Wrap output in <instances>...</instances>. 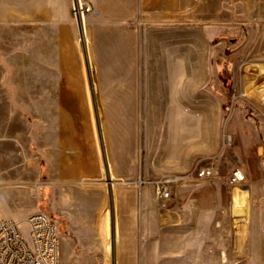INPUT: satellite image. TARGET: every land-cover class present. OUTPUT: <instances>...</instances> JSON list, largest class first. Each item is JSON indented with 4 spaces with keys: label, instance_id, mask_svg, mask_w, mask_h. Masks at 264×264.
<instances>
[{
    "label": "rangeland",
    "instance_id": "obj_1",
    "mask_svg": "<svg viewBox=\"0 0 264 264\" xmlns=\"http://www.w3.org/2000/svg\"><path fill=\"white\" fill-rule=\"evenodd\" d=\"M66 1L71 11V0H46L57 12ZM151 1L138 24L135 172L118 182L107 167L99 183L80 184L97 225L107 219V234L89 240L78 232L84 207L59 198L43 162L59 117L57 23L40 14L44 0H0V212L51 216L70 264H264V0ZM92 11L84 40L71 22L102 131ZM206 165L212 178L191 177L159 201L153 181ZM233 169L246 175L236 187Z\"/></svg>",
    "mask_w": 264,
    "mask_h": 264
},
{
    "label": "crops",
    "instance_id": "obj_2",
    "mask_svg": "<svg viewBox=\"0 0 264 264\" xmlns=\"http://www.w3.org/2000/svg\"><path fill=\"white\" fill-rule=\"evenodd\" d=\"M86 1L93 8L94 80L102 131L93 114L91 81L73 38V22L67 1L59 12L53 10L52 4L46 0L39 6L40 14L58 26L59 117L53 125L50 143L47 141L43 147L44 168L49 172L50 183L54 190H58L59 198L65 203L73 204L74 201L83 207L87 204L88 190L80 184L99 183L107 167L118 182L128 179L135 172L142 109L138 24H143L144 15L152 2ZM96 214L85 207L80 210L81 227L78 232L82 239L93 240L99 232L101 236L107 234V219L101 218L97 225ZM0 216L23 222L30 215L0 212ZM63 240L62 264H70L65 255L62 258L67 244ZM80 245L83 254L95 251L90 242L81 241Z\"/></svg>",
    "mask_w": 264,
    "mask_h": 264
},
{
    "label": "built area",
    "instance_id": "obj_3",
    "mask_svg": "<svg viewBox=\"0 0 264 264\" xmlns=\"http://www.w3.org/2000/svg\"><path fill=\"white\" fill-rule=\"evenodd\" d=\"M91 6L85 0H71V16L80 32ZM215 175L212 165H206L189 175H165L153 181L160 202L173 200V186L191 177L205 180ZM227 184L236 187L246 181L245 173L233 169L227 173ZM142 181H140L141 184ZM0 264H62L61 238L55 219L43 212L27 217L23 222L0 216Z\"/></svg>",
    "mask_w": 264,
    "mask_h": 264
},
{
    "label": "bare ground",
    "instance_id": "obj_4",
    "mask_svg": "<svg viewBox=\"0 0 264 264\" xmlns=\"http://www.w3.org/2000/svg\"><path fill=\"white\" fill-rule=\"evenodd\" d=\"M80 29H81V36H82L81 38H82V40H84L86 38V34H87L86 21L81 23ZM262 94L264 95V92Z\"/></svg>",
    "mask_w": 264,
    "mask_h": 264
}]
</instances>
